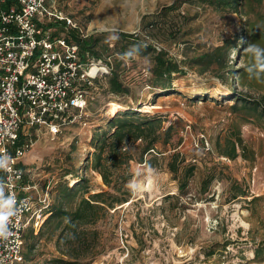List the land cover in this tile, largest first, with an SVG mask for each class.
Here are the masks:
<instances>
[{
  "label": "rangeland",
  "instance_id": "obj_1",
  "mask_svg": "<svg viewBox=\"0 0 264 264\" xmlns=\"http://www.w3.org/2000/svg\"><path fill=\"white\" fill-rule=\"evenodd\" d=\"M55 2L83 30L101 37L102 59L118 64L119 78L129 88L127 94H115L108 90V75L98 80L82 120L57 137L40 132L23 159L40 186L51 181L53 205L59 201V185L72 187L80 178L85 179L88 192L78 191L64 200L66 209L100 190L127 199L114 202V208L95 223L83 225L97 231L95 248L73 263L264 264V75L249 76L247 68L253 60L245 52L249 43L264 48V0H240L241 12L203 0ZM172 3L178 8L165 11ZM119 32L138 34L156 51L163 48L185 74L173 75L170 90L152 86L155 52H134L131 59L110 55ZM225 41L233 75H228V67L199 73L198 65L188 63ZM105 43L111 50L105 49ZM233 91L259 101L260 112L235 103ZM113 101L122 107H112ZM144 104L146 110H142ZM127 109L158 116L160 131L170 130L161 135L154 151L144 154L143 162L139 160L141 142L125 144L131 160L110 169L118 187L113 191L92 166L95 134L108 133V119ZM200 139L208 142V150L195 144ZM232 146L235 158L224 154ZM174 151L180 153L179 178L187 164L195 167L183 191L169 169ZM130 183L142 190L133 192ZM42 231L41 235L40 229L36 232L32 259L19 264H50L54 257L68 258L67 246L57 238L60 229L53 231L49 222Z\"/></svg>",
  "mask_w": 264,
  "mask_h": 264
},
{
  "label": "built area",
  "instance_id": "obj_2",
  "mask_svg": "<svg viewBox=\"0 0 264 264\" xmlns=\"http://www.w3.org/2000/svg\"><path fill=\"white\" fill-rule=\"evenodd\" d=\"M55 1L0 0V156L11 158L0 168V188L18 209L9 237L0 239V264L22 262L25 230L36 233L51 213V181L40 186L23 159L40 132L57 137L81 121L90 90L111 71L67 38L72 30L89 33ZM199 143L209 149L205 139Z\"/></svg>",
  "mask_w": 264,
  "mask_h": 264
},
{
  "label": "trees",
  "instance_id": "obj_3",
  "mask_svg": "<svg viewBox=\"0 0 264 264\" xmlns=\"http://www.w3.org/2000/svg\"><path fill=\"white\" fill-rule=\"evenodd\" d=\"M209 5L218 8H230L233 11H240V0H203ZM179 4L172 3L164 10L171 11L178 8ZM152 24V23H151ZM106 32L105 34H108ZM67 38L76 42L80 48L81 53L89 51L95 58H102V51L99 48L101 37L96 33H89L86 37H80L77 32L70 31ZM105 49L111 50L105 43ZM229 49L227 41L223 44L216 46L210 51H206L198 56L189 59V62L199 66V73H204L208 70L221 71L228 67L230 57L226 54ZM155 52L153 57V66L151 69L150 82L152 86H159L163 91L172 88V78L174 74H185V69L175 59L168 57L163 48L156 51L155 47L140 39L136 33L119 32L116 43L112 48L110 55L118 54L121 57L131 59L132 53L146 54L148 52ZM129 53V55H125ZM110 64L111 71L108 75V90L115 94H127L129 88L125 86L117 71L118 64L114 66ZM228 75H233V67H228ZM232 97L235 103L240 102L243 107L260 112V103L257 100L250 99L243 95L241 92L233 91ZM165 93H159L164 95ZM261 114H264V112ZM161 119L155 115L143 114L137 109H127L124 111H117L113 116L108 119L109 131L104 133L95 134V147L93 152L92 166L100 173L104 184L113 191H117L118 187L110 175L111 168H120L127 164L131 157L128 155L126 143H135L138 140L141 142V150L139 160L144 161V154L151 152L155 149L157 143L160 141L161 135L169 132L170 127L166 128L163 132L160 131ZM169 138L166 139V143ZM179 152L174 151L171 154V161L169 162V169L175 178L178 177L181 165L177 159ZM230 158H235L237 152L235 146H232L230 151L224 152ZM146 162V161H145ZM194 165L187 164L184 167L183 175L179 178V189L183 191L187 185L188 179L193 175ZM85 179L80 178L79 181L72 187H68L65 183H61L58 187L57 199L59 200L54 205L51 204V213L45 219L40 228L39 235L42 234L43 226L49 222L52 223V230L60 229L57 238H60L68 250L65 253L68 258L54 257L50 260V264H74L78 258L87 254L92 248H95L94 238H97V231L90 232L83 225L93 224L101 218L107 209L114 208V202H124L127 199L119 197L109 190H100L91 193L88 197L82 196L73 209H66L63 206V201L73 197L76 192L81 191L82 194L88 192L87 186L84 184ZM52 191V189H51ZM238 195V194H237ZM51 231V232H53ZM38 233L34 232L33 227L29 226L24 232L23 241V260H31L37 240ZM90 234L92 237H90Z\"/></svg>",
  "mask_w": 264,
  "mask_h": 264
},
{
  "label": "clouds",
  "instance_id": "obj_4",
  "mask_svg": "<svg viewBox=\"0 0 264 264\" xmlns=\"http://www.w3.org/2000/svg\"><path fill=\"white\" fill-rule=\"evenodd\" d=\"M245 52L252 57L253 63H251L247 71L250 77L259 79L261 75H264V48L254 43H249ZM129 55V53H125ZM11 158L8 156H0V168H7L8 162ZM150 179H152V173H150ZM128 187L133 192L142 190L140 185L130 183ZM16 200L14 195L5 196L3 188H0V239H7L10 235L9 223L11 217L17 214Z\"/></svg>",
  "mask_w": 264,
  "mask_h": 264
},
{
  "label": "bare ground",
  "instance_id": "obj_5",
  "mask_svg": "<svg viewBox=\"0 0 264 264\" xmlns=\"http://www.w3.org/2000/svg\"><path fill=\"white\" fill-rule=\"evenodd\" d=\"M112 107H122V105L120 104V103H117V102H115V101H113L111 104H110ZM154 107V106H153ZM145 108H148V106L147 105H145L144 104V106H143V108H142V110H146ZM150 109H151V107H150ZM112 110V109H111ZM149 110V109H148ZM149 179V181H148V186H150L149 184H150V178H148ZM76 181V180H75Z\"/></svg>",
  "mask_w": 264,
  "mask_h": 264
}]
</instances>
